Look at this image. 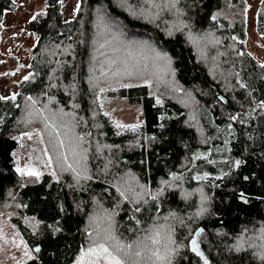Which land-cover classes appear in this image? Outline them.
I'll return each mask as SVG.
<instances>
[{
    "label": "trees",
    "instance_id": "1",
    "mask_svg": "<svg viewBox=\"0 0 264 264\" xmlns=\"http://www.w3.org/2000/svg\"><path fill=\"white\" fill-rule=\"evenodd\" d=\"M64 1L43 0V15L29 23L38 37L29 78L5 96L15 99L0 101V212L13 214L30 253L24 264H76L108 231L158 247L148 239L157 230L159 247L169 236L175 242L172 264H264V78L242 67L250 60L257 71L239 47L232 58L216 56L189 38H201L223 0H75L70 16ZM19 11V0H0V39ZM256 20L264 35V0ZM142 52L153 57L152 79L112 74ZM119 98L141 106L137 130L103 114ZM31 127L48 135L52 170L41 179L16 171L21 133ZM130 176L152 195L139 196ZM193 238L203 256L191 251Z\"/></svg>",
    "mask_w": 264,
    "mask_h": 264
},
{
    "label": "rangeland",
    "instance_id": "2",
    "mask_svg": "<svg viewBox=\"0 0 264 264\" xmlns=\"http://www.w3.org/2000/svg\"><path fill=\"white\" fill-rule=\"evenodd\" d=\"M74 1H64L63 10L67 16L71 15ZM260 1L223 0V6L213 13L211 26L201 38L194 40L192 38V43L200 52L203 51L202 53H208L210 50L216 53V56L225 54L230 58L236 54L235 51L239 47L241 53L254 59L257 71L250 64V60L249 63L246 60L243 61L242 67L250 68V76L261 75L264 78V35L258 34L256 30V14ZM19 7L20 11L15 14L12 26L11 20L9 22L12 28L9 29L10 33L4 34L0 39V89L4 96L16 93L19 82L29 75L33 49L38 39L37 35L29 30V23L33 15L44 10V3L43 0H19ZM126 61L137 69V74L132 75L137 82L152 79L156 73L153 57L146 52ZM242 75L241 68L239 81L248 86L250 81L248 78L243 79ZM104 108L114 122L119 121L124 125L137 124L143 118L141 106H130L121 98L111 101ZM42 130L31 127L21 133L20 146L14 154L17 166L21 168L31 166V170L41 173L36 176L37 179H41L43 174L52 170L45 144V138L47 139L48 135L41 133ZM25 133H30L31 139ZM152 149L153 147L149 151L152 152ZM130 180L139 196L152 195V191L140 185L136 178L130 176ZM163 180V177H158L156 183L160 184ZM12 215V212H0V264H24L27 259L24 253L28 247L11 223ZM26 222L32 228L36 226L33 219H27ZM102 264L106 263L102 262Z\"/></svg>",
    "mask_w": 264,
    "mask_h": 264
},
{
    "label": "snow or ice",
    "instance_id": "3",
    "mask_svg": "<svg viewBox=\"0 0 264 264\" xmlns=\"http://www.w3.org/2000/svg\"><path fill=\"white\" fill-rule=\"evenodd\" d=\"M62 3L63 0H60ZM127 0H124V3H126ZM147 2H152V0H147ZM171 3H175L176 0H170ZM13 3H15V0H13ZM156 7H159V5H155ZM167 7V5H165ZM76 12H79V5H77ZM130 11L133 15H135V10L130 7ZM140 16L143 17L145 15V11L143 9L139 10ZM158 14V13H157ZM43 15V13H37L32 16V20L35 21L38 16ZM101 26L104 28V31H110L111 27L109 25H104L103 18L101 17ZM3 27V24L0 23V28ZM171 35V33H169ZM190 39H192L191 36H189ZM195 42V41H194ZM135 43V42H133ZM154 51V50H153ZM156 56L158 59L165 60L167 59L166 53H156ZM138 63V62H137ZM125 67L123 69H117L115 72H113V75H119L121 72L124 75L132 76L137 74V69L134 65H128L127 61L124 62ZM147 67V66H145ZM109 71H112L111 68H109ZM102 75H107V73L103 72ZM29 77H25L24 79L27 80ZM123 87H132L131 84H124ZM100 92H103L104 89L101 88L99 90ZM12 100L15 99L14 96L11 97H5L0 96V101L2 100ZM29 100L32 98L29 97ZM223 99V98H221ZM35 103V101H33ZM157 103H162L159 99L157 100ZM101 108L103 107V104L101 103ZM261 107H264V104L261 105ZM105 116H109L110 114L107 112L103 113ZM231 119H236L235 116L231 117ZM115 126L117 128H128L133 131L137 130L140 125L139 124H132V125H124L121 124L119 121L115 122ZM25 135H28L29 139H31L30 133H25ZM82 139V137H80ZM63 140L60 141V144H63ZM200 155H197L195 159H200ZM207 158L206 156L204 157ZM51 159V158H49ZM63 159L66 161L67 157L64 156ZM211 163H214V161H210ZM235 164L237 167L241 164V161L237 160L235 161ZM69 168H72V165H68ZM16 171L23 175L28 176H39L41 173H39L36 170H31V166H26L25 168H21L19 166L16 167ZM75 171V169H73ZM79 175V173H77ZM207 177V173L204 174V176H197L196 179H205ZM219 179V177H217ZM172 179H180V177L176 176L175 174L172 175ZM245 180L248 179V177H244ZM166 183V182H165ZM123 195V193H121ZM239 198L247 203V197L244 192L239 193ZM139 210V209H137ZM203 232V229H200L197 232V236H199ZM91 236V233H89ZM97 236L99 239L93 240L92 244L86 248V250H82L80 253L79 258L76 260V264H85V260L87 259V264H102V262H106V264H141L142 259H147L151 261V264H172V256L174 254V249H172L169 245L175 243L171 240V237H166L168 240L167 244H164L162 247H159L161 245L160 240V232L157 230L155 232L154 236H149L148 239L151 240L152 245L158 246L149 248L147 244H144L143 241L138 242H132V243H123L121 242L115 235L111 233V231H108L104 236H100L98 233ZM111 242V243H109ZM191 251L196 253L197 256H203V253L199 249V242L196 238H193L191 240ZM135 244V247H134ZM149 253V255L145 256V252ZM25 256L30 255V253L26 250ZM264 259V257H261ZM205 264H208L207 258H204Z\"/></svg>",
    "mask_w": 264,
    "mask_h": 264
}]
</instances>
